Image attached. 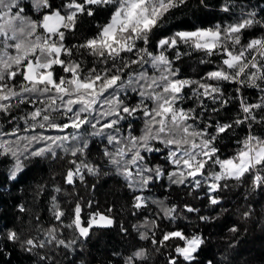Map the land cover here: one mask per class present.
Returning <instances> with one entry per match:
<instances>
[{"label": "snow or ice", "instance_id": "1", "mask_svg": "<svg viewBox=\"0 0 264 264\" xmlns=\"http://www.w3.org/2000/svg\"><path fill=\"white\" fill-rule=\"evenodd\" d=\"M261 2L219 0L228 19L199 26L177 14L208 10V0H0V163L8 165L0 189L18 186L33 161L66 165L62 185L36 186L37 196L51 193L47 226L35 216V235L0 231V261L11 255L9 244H19L33 264H60L58 251L66 258L95 230L114 228L113 205L100 210L77 192L94 190L89 178L110 169L122 178L136 220L131 232L120 224L121 236L134 233L151 247L115 251V264H149L152 253L164 264H222L215 257L202 262L207 237L181 226L189 215L204 224L218 217L169 196L176 190L209 211H226L230 188L247 183L264 194ZM85 20L94 31L81 38ZM193 58L205 69L198 77L183 71ZM251 90L254 97L246 95ZM232 108L231 117L222 115ZM225 138L234 143L227 154ZM158 188L168 195L156 196ZM67 195L73 199L62 207L58 197ZM253 214L249 205L242 218ZM228 231L238 237L240 229Z\"/></svg>", "mask_w": 264, "mask_h": 264}, {"label": "trees", "instance_id": "2", "mask_svg": "<svg viewBox=\"0 0 264 264\" xmlns=\"http://www.w3.org/2000/svg\"><path fill=\"white\" fill-rule=\"evenodd\" d=\"M209 9L204 10L199 7L185 9L182 13H178V17L186 20L191 24L199 26H209L217 21L227 20L225 14L219 12V0H208ZM241 2V0H237ZM248 3L249 0H243ZM251 4H257L258 0H250ZM264 8V2L259 4ZM97 22L104 23L105 16L101 15L97 18ZM83 30L80 33L81 38L89 35L94 31V24L85 20L82 26ZM254 33H249V36ZM204 67L195 62V58L186 61L183 65V71L188 75L196 76L204 71ZM230 91V90H229ZM249 97L256 95L254 90L246 93ZM235 112L232 108L229 112L222 115L231 117ZM244 132L237 130V135L242 136ZM234 147L232 140L225 138L222 142V148L225 153H230ZM93 156L98 159V152L93 148ZM162 160L163 157H160ZM8 167L7 164L0 163V183L4 179V171ZM66 165L63 161H41L39 163L33 161L27 165L19 185L0 189V231H7L14 228L21 235V238L29 237L36 234V222L33 219L39 216L45 226L49 223V214L46 211V205L50 196V191L46 190L43 195L37 196V185H46L50 189L53 185H62L61 173ZM108 175H101L98 179L89 178V184H96L94 190L85 192L83 188H77V192L88 198L93 197L99 203L100 210L106 209L108 206H114V215L117 218V225L112 229H97L91 235V238L83 245L79 246L75 253L64 257L63 252L57 253L60 264H69L70 261H75L76 264H115L118 258H114L112 253L119 251L127 254V252L136 247H151L146 241H141L134 233L122 237L119 232L120 224L129 227L130 224L136 223L130 215L131 197L126 190L122 178L116 176L110 169H105ZM66 191L71 194L72 189L67 188ZM155 195L158 197L168 195V192L163 189H156ZM223 208L226 211H209L204 207L200 200H192L190 197L181 195L180 192L172 190L169 199L175 200L177 203L188 202L196 207H201V215H209L218 217L208 224L200 222L196 215H189L186 221L181 223L185 230L196 231L199 229L207 237V243L201 253L200 259L202 262L215 257L217 261L224 262L225 257L230 261V264H264V194L260 192H250L248 185L245 183L242 186L230 188L224 193ZM62 207H67V202L73 199L72 195L58 197ZM18 204H23L27 209L21 213L16 207ZM254 210L252 217L247 220L242 218L243 211L249 206ZM237 225L240 232L234 236L228 231L230 227ZM161 228L168 230L166 224H162ZM66 236H71L70 232L65 233ZM159 235V233H157ZM239 239V244L232 249L228 247L229 242L234 239ZM6 253H11L10 256L5 255L0 264H6L11 261V264H33V259L23 252L19 244L15 247L8 245L5 248ZM149 264H164V257L157 253H152V259Z\"/></svg>", "mask_w": 264, "mask_h": 264}, {"label": "water", "instance_id": "3", "mask_svg": "<svg viewBox=\"0 0 264 264\" xmlns=\"http://www.w3.org/2000/svg\"><path fill=\"white\" fill-rule=\"evenodd\" d=\"M96 264H99V263H96Z\"/></svg>", "mask_w": 264, "mask_h": 264}]
</instances>
